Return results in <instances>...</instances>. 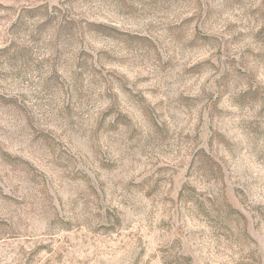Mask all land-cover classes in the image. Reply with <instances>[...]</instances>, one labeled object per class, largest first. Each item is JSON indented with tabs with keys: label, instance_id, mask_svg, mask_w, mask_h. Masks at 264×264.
I'll return each instance as SVG.
<instances>
[{
	"label": "rangeland",
	"instance_id": "rangeland-1",
	"mask_svg": "<svg viewBox=\"0 0 264 264\" xmlns=\"http://www.w3.org/2000/svg\"><path fill=\"white\" fill-rule=\"evenodd\" d=\"M0 264H264V0H0Z\"/></svg>",
	"mask_w": 264,
	"mask_h": 264
}]
</instances>
